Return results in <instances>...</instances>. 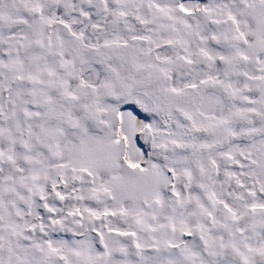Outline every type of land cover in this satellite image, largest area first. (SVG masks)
<instances>
[{
	"label": "snow or ice",
	"instance_id": "obj_1",
	"mask_svg": "<svg viewBox=\"0 0 264 264\" xmlns=\"http://www.w3.org/2000/svg\"><path fill=\"white\" fill-rule=\"evenodd\" d=\"M0 264H264V0H0Z\"/></svg>",
	"mask_w": 264,
	"mask_h": 264
}]
</instances>
